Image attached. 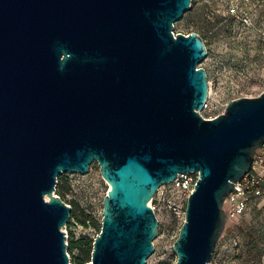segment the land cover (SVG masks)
<instances>
[{
  "label": "water",
  "instance_id": "1",
  "mask_svg": "<svg viewBox=\"0 0 264 264\" xmlns=\"http://www.w3.org/2000/svg\"><path fill=\"white\" fill-rule=\"evenodd\" d=\"M191 3L0 0V264H77L81 237L84 264H146L149 201L185 172L199 179L175 264H211L223 202L264 144V92L199 115L206 47L172 33Z\"/></svg>",
  "mask_w": 264,
  "mask_h": 264
},
{
  "label": "rangeland",
  "instance_id": "2",
  "mask_svg": "<svg viewBox=\"0 0 264 264\" xmlns=\"http://www.w3.org/2000/svg\"><path fill=\"white\" fill-rule=\"evenodd\" d=\"M173 31L201 37L206 56L199 66L220 104L264 92V0H192ZM149 204L158 231L146 264H175L172 247L180 224L173 209L184 210L186 201L165 185ZM211 264H264V183L262 196L225 228Z\"/></svg>",
  "mask_w": 264,
  "mask_h": 264
},
{
  "label": "built area",
  "instance_id": "3",
  "mask_svg": "<svg viewBox=\"0 0 264 264\" xmlns=\"http://www.w3.org/2000/svg\"><path fill=\"white\" fill-rule=\"evenodd\" d=\"M172 33L175 37L174 31ZM226 105L220 104L208 83L207 98L198 113L204 120H212L224 113ZM198 179V172H185L178 174L167 186L176 190L182 199L186 201L193 192ZM262 183H264V144L256 149L250 171L238 183L232 185L231 192L223 202L222 210L226 217L227 226L234 224L236 220L249 210L252 201L262 196ZM149 206L152 208L150 204ZM173 211L181 227L184 222V210L182 208H174Z\"/></svg>",
  "mask_w": 264,
  "mask_h": 264
},
{
  "label": "trees",
  "instance_id": "4",
  "mask_svg": "<svg viewBox=\"0 0 264 264\" xmlns=\"http://www.w3.org/2000/svg\"><path fill=\"white\" fill-rule=\"evenodd\" d=\"M63 175L58 176L57 178V184L55 187V193L59 196V198H61V196L63 195V191H62V185L64 184V179H63ZM75 218V214H74V209H71L70 215H69V222L67 224V227H70V225H72V221ZM77 221L81 224L84 225L85 221L84 220H80L77 218ZM101 229V227H99V230ZM92 240L90 239H86L85 237H81L79 240L77 241H73L71 240L70 243H68V247H67V252L72 253L74 250H78L79 251V258L76 259L77 264H84V263H89L90 262V258H91V252H92Z\"/></svg>",
  "mask_w": 264,
  "mask_h": 264
}]
</instances>
